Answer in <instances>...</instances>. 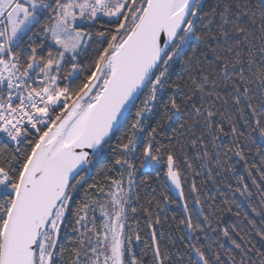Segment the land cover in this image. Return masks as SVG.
Here are the masks:
<instances>
[{
  "label": "snow or ice",
  "instance_id": "1",
  "mask_svg": "<svg viewBox=\"0 0 264 264\" xmlns=\"http://www.w3.org/2000/svg\"><path fill=\"white\" fill-rule=\"evenodd\" d=\"M0 264H264V0H0Z\"/></svg>",
  "mask_w": 264,
  "mask_h": 264
},
{
  "label": "trees",
  "instance_id": "2",
  "mask_svg": "<svg viewBox=\"0 0 264 264\" xmlns=\"http://www.w3.org/2000/svg\"><path fill=\"white\" fill-rule=\"evenodd\" d=\"M173 206V207H172ZM172 207V208H171ZM174 208V209H173ZM181 213V209L179 207V204H170L168 206V216L171 217L173 214L179 216ZM142 247V245H141Z\"/></svg>",
  "mask_w": 264,
  "mask_h": 264
},
{
  "label": "flooded vegetation",
  "instance_id": "3",
  "mask_svg": "<svg viewBox=\"0 0 264 264\" xmlns=\"http://www.w3.org/2000/svg\"><path fill=\"white\" fill-rule=\"evenodd\" d=\"M172 207H173V206H172ZM172 207H171V208H172ZM173 209H174V208H173ZM140 247H141V245H137V248H140Z\"/></svg>",
  "mask_w": 264,
  "mask_h": 264
}]
</instances>
